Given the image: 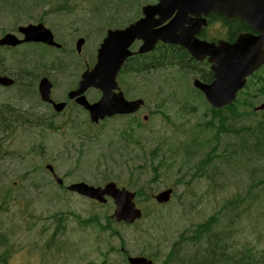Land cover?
Segmentation results:
<instances>
[{
  "label": "rangeland",
  "instance_id": "rangeland-1",
  "mask_svg": "<svg viewBox=\"0 0 264 264\" xmlns=\"http://www.w3.org/2000/svg\"><path fill=\"white\" fill-rule=\"evenodd\" d=\"M2 1L3 3L0 0V34L13 31L15 24H25L29 17L38 19L39 22L41 13L46 15V20L54 19L47 13L49 5H76L73 13L66 16L69 20L84 19L88 14L85 10L94 3V0H42L29 3L27 0ZM104 1L110 6L111 13L95 15L85 29L80 26L75 28V37L85 35L82 52H85V57L90 60L93 59L94 51L98 48L106 29L121 27L126 23L125 20L133 18L134 15L129 12L130 9L125 11L127 6H122L124 0ZM142 1L140 0V3ZM130 6L137 8L138 2L132 0ZM23 9L27 12L20 11ZM7 12L15 15L6 16ZM74 44V40L67 41V49H71L73 54ZM37 48L53 51L41 44H38ZM48 52L36 65L33 53L28 51L25 55L22 47L0 48V73L15 76L19 80L26 79L25 73L34 75L35 80L44 72V76L52 83V99L62 100V97L58 96L61 91L64 93L76 84L84 61L74 63L78 57L70 55L59 59L56 67L73 63L72 66L62 72L47 70L49 61L61 53ZM62 53L67 56L70 52ZM143 75L144 81L136 73L122 78L124 87L130 94L142 93L148 98V105L145 104L135 116L141 124H132L131 135L126 138L121 136V131L130 128L132 118L114 117L104 124L92 126L85 139L75 140L72 138L71 129L64 123V120L69 118L70 111L56 113L50 104L39 100L31 91L0 86V231L7 236V246L2 245L0 251L4 247H13L10 264H97L100 263L102 251L106 247L120 246H124L130 255L140 253L150 256L155 251V263L163 264L166 262V252L170 251L175 241L181 242L180 250L184 259L187 254L193 252H201L200 258L207 257L204 252L206 245L200 246V238L183 240L180 235L191 234L195 224L213 215L225 199L233 200L238 194L236 189L244 191L248 182H244L243 187L242 182L235 188L230 186L229 173L235 171L226 165L223 173H228V176L215 185L200 181V178L192 179V169L186 173L183 168L178 176L177 166L181 159L174 154L179 152V145L185 137L195 133L198 128L197 122L200 120L202 108L201 104L199 105L200 98L195 100L189 94L191 92L185 91L187 85L192 89L190 75L178 81L175 77L178 76L176 68L170 69V73L166 75L160 71ZM120 79L119 73L118 83ZM181 83H187L186 88L179 87V90L174 92L172 87ZM65 89L67 90L64 91ZM92 91L94 90L86 93L90 101L98 99V93ZM178 100L190 107H196V112L183 114ZM258 102L259 97L256 100V103ZM72 111V116L86 129L84 122H88V115L78 111L74 105ZM144 114L147 115L145 121L142 119ZM259 118V114L251 117L255 120ZM195 134L200 135V128ZM121 146L125 148L119 150ZM118 150L123 152V159L119 157ZM134 154L136 158L132 160ZM170 155L173 157L168 158ZM164 159L171 166L167 171H161L158 177H155V174L148 170L140 177L146 165L152 163L156 168L161 167ZM46 164L53 166L55 173L63 178L65 184L80 180L93 183V177L101 183L99 179L105 175L125 184L128 189L142 186L145 191L151 193L163 189L164 185L173 184L176 186V195L161 208H155L153 203L147 204L144 200L136 203L142 210L145 208L147 211L149 208L151 212L152 216H147L140 227L141 230L148 229L149 235L138 231L134 226H120V233L114 236L107 230H98L91 226L81 227L77 219L69 214L76 213L80 217H87L89 212H111L113 206L95 207L63 192L48 173ZM130 171H133L132 176ZM131 177L135 181L133 185L129 183ZM152 178L155 179L150 181ZM244 178L245 173L237 169L233 180L241 181ZM232 204H235L237 209L235 230L232 237L221 242L222 246H217L216 257L228 256L225 264H235L238 261L241 264H264V195L260 194L251 202L232 201ZM223 213L214 224L218 230L229 219L224 210ZM56 215L66 217L62 221L61 234H54L53 231L57 221L52 216ZM185 231L187 232L184 233ZM206 235L207 233L203 234L202 241L206 240ZM38 257H41L40 262ZM109 260H113L114 263L111 264H125L123 256L119 253H114L113 257L109 256ZM170 261L172 263L171 258Z\"/></svg>",
  "mask_w": 264,
  "mask_h": 264
},
{
  "label": "water",
  "instance_id": "water-1",
  "mask_svg": "<svg viewBox=\"0 0 264 264\" xmlns=\"http://www.w3.org/2000/svg\"><path fill=\"white\" fill-rule=\"evenodd\" d=\"M210 11H217L227 17L237 14L245 16L246 22L257 35L242 33L235 42L222 41L217 46L214 43L200 42L196 39V34L201 25H206L205 19H200V15H207ZM141 13L142 18L125 28L107 30L106 36L97 48L94 65L81 74L77 89L69 93V97L72 98L82 94L89 87L102 91V99L90 105L84 96L76 99L77 103L90 111L92 121L114 113L130 112L141 103L140 100L126 102L120 94L112 93L116 86L115 76L126 57L132 54L129 47L135 40L141 41L138 53L149 52L158 41H162L183 46L196 60L209 56L208 62L212 63L214 79L210 83L195 80L194 85L215 108L231 103L237 91L244 86L246 77L264 64V0H159L157 5L142 7ZM167 20L169 21L165 23ZM34 29H37L38 33ZM31 30L33 31L30 37H26L25 40H36L38 34V40L54 44L49 34L40 26L37 25ZM17 41L14 36L7 34L0 39V44L15 45ZM82 42V39L77 42L78 50ZM12 82L13 80L8 77L0 76V84L8 86ZM49 88L48 80L42 79L39 83V92L43 100H48ZM62 106L54 105L56 110H60ZM262 109L264 102L255 107V110ZM47 167L53 171L51 166ZM54 179L61 183L59 177L54 176ZM68 188L100 202L105 200L103 196L111 195L116 205L114 216L117 220L132 222L140 216L132 203L133 193L117 189L113 182L105 184L103 188L84 182L75 183ZM169 193V190L164 191L156 198L158 201H165Z\"/></svg>",
  "mask_w": 264,
  "mask_h": 264
},
{
  "label": "trees",
  "instance_id": "trees-1",
  "mask_svg": "<svg viewBox=\"0 0 264 264\" xmlns=\"http://www.w3.org/2000/svg\"><path fill=\"white\" fill-rule=\"evenodd\" d=\"M89 22L92 21V18L88 17ZM241 23H235L231 28L238 30L241 28ZM159 52H163V49H159ZM159 55L153 51L148 57H146L143 63L146 66H143V63L138 61L137 65L134 64V67L130 69L136 72L148 71L150 69L157 68L158 65L151 68L148 62L154 60L156 63H161L164 59V56H159L152 58V55ZM172 56V57H171ZM168 57V56H167ZM173 62V65H177L181 70L184 68L182 62L184 60L183 56L171 54L168 57V60ZM200 78L204 81H208L211 78V73L207 69L200 71ZM264 98V75H258L256 80H249L246 89L239 95L237 102L232 105H228L224 108H212L205 101L202 105L200 112V120L197 122V130L200 128V135H196L192 132L190 135L186 136L183 142L179 145V152L177 155L181 159V163L177 166V174L180 175V172L183 168L186 169V173L189 170H193L191 177L192 179L200 178V181H205L209 185H215L224 177L228 176V173L224 172V165L228 166L232 171L240 169L241 172L245 173V178L241 181H234L235 172L229 173V185L234 187L240 185L242 182V187L244 186V191L236 189V199L232 198L225 199L223 203H220L214 212L208 219L195 224V228L192 229L193 235L191 234H181L180 239H195L198 238L200 230V245L206 244L212 248V255L217 254V246H222V241L227 238H230L231 233L229 230L235 229V218L237 216L236 205L232 204L237 203H246L256 200L260 194L264 195V111L259 113L260 118L255 120L251 119L252 116H257L258 113L253 111V107L256 105V100L258 97ZM201 97V94H200ZM241 106L243 109L241 110ZM196 112V107L185 106V114H194ZM124 146H121L119 150L124 149ZM118 150V151H119ZM120 158H124L123 152L119 151ZM173 156L170 155L169 158ZM132 158H136L134 154ZM171 167L168 162L165 161V166H158L157 168L150 163L149 166H145V171L150 170L155 174V177L161 173V171H167ZM162 169V170H161ZM105 174V173H104ZM130 175H133V171H130ZM185 175L183 174L182 177ZM107 178L108 176H103ZM139 177V178H140ZM96 179V177H93ZM155 178L150 179V181ZM131 182L135 183L134 179L130 178ZM181 181V180H180ZM179 182V181H178ZM141 195L149 200V194L146 192L142 186H139ZM165 188H175V185L167 184ZM223 208V209H221ZM223 210L229 215V219L225 222L220 230L214 227V224L218 221L219 217L222 216ZM147 213V212H146ZM99 213H92L90 217V223L93 224H102L100 221L102 217L99 216ZM105 220H108L107 215H105ZM141 222L136 224L137 228L140 229ZM58 230H56L57 232ZM191 231V232H192ZM185 231L184 233H186ZM204 233H207L206 237L208 240L202 241L201 238ZM192 235V237L190 236ZM2 245L7 246V236L5 233L0 231V247ZM172 249L168 252V257L171 256L173 259L172 264H175L177 257H183L181 252V242L175 241L171 246ZM11 255V247H4L0 251V264H8L9 256ZM228 256L216 257L215 264H225L228 260ZM212 258L204 260L202 264L210 263ZM181 264H197L195 260L187 259L182 260ZM235 264H241V262H236Z\"/></svg>",
  "mask_w": 264,
  "mask_h": 264
},
{
  "label": "flooded vegetation",
  "instance_id": "flooded-vegetation-1",
  "mask_svg": "<svg viewBox=\"0 0 264 264\" xmlns=\"http://www.w3.org/2000/svg\"><path fill=\"white\" fill-rule=\"evenodd\" d=\"M33 1L38 2V0H27L28 3L33 2ZM155 1L156 0H147L146 2H149L151 4V3H154ZM1 2L3 3L2 0H1ZM27 2L25 3V6L28 5ZM37 9L38 8H34V10H37ZM20 11L27 12L24 9L20 10ZM20 11H18V12H20ZM50 13H51V11H50ZM5 15L6 16H8V15L12 16L15 14H11L10 12H7ZM45 17H46L45 14H41L39 16V22L49 23V27H50L49 29L51 32L53 31L52 32L53 37H54V35L62 37V39H61L62 43L65 44L67 42V36H65L62 24L59 22L58 19H51L49 21V20H46ZM206 19H207L208 24L205 27H201L200 31L197 34V37L200 40L215 41V42L218 40L232 41V39L235 38L234 37L235 34L230 32L232 25H234L236 22H239V23L247 26L245 21L239 17L234 16V17L229 18L226 15L219 14L218 12H215V11H210L206 15ZM37 23H38V19L34 20L32 17H29V19L27 20V22L25 24H19V25L15 24L14 30L10 31V33L14 34L20 40H22L25 37L28 38V37H30L31 31H33V30H31V26L33 24H37ZM34 30H37V29H34ZM4 33H7V32H4ZM37 33H38V30H37ZM0 35L2 36V33ZM138 43L139 42H135L134 44H132L131 49L135 50V47L136 46L138 47V45H137ZM38 44H41V43H38V34H37L36 40H27V41L22 40L19 42V44L0 46V48H2V49L17 48L18 49L19 47H22L25 55L28 53V51H29V53H33V55L35 57L36 65H37L38 64V48H37ZM157 46H159L160 49H163V52H159V50H158L157 53L163 54L164 60L167 58L168 54H170V52H171V49L169 52V48H174L172 44L162 43V42H159L157 44ZM174 49H177V48H174ZM35 68L37 69V67H35ZM31 76H32V78H34V75H31ZM8 88L9 87H7L6 89H8Z\"/></svg>",
  "mask_w": 264,
  "mask_h": 264
}]
</instances>
